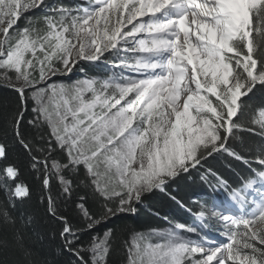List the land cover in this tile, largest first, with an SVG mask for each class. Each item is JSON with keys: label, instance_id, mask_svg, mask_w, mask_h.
I'll list each match as a JSON object with an SVG mask.
<instances>
[{"label": "rangeland", "instance_id": "1", "mask_svg": "<svg viewBox=\"0 0 264 264\" xmlns=\"http://www.w3.org/2000/svg\"><path fill=\"white\" fill-rule=\"evenodd\" d=\"M45 1L0 0V70L4 73L12 71V81L7 78L10 84L13 83L21 90L30 88L38 113L50 124L54 135L69 151L72 159L87 165L98 189L105 195L119 197L122 205H128L124 208V212H133L134 201L139 202L144 193L156 187L163 188L179 171H186L200 162L201 149L218 145V134L223 130L229 131L230 121L235 117L240 101L246 94L245 89L243 91V84L237 82L235 71L228 63L229 59L223 60L224 68L222 66L223 70H219V74L214 73L213 70L210 72L200 68L208 76L201 84L204 85V90H207L204 96L208 106L202 113L196 110L198 125L194 127L180 125L174 119L176 117L174 111L183 107L184 98L189 93L186 92L183 95L177 94V99L180 96L182 101L179 105L174 106L177 103L167 98H164L162 103L155 102L153 109H148L149 114L146 117L138 116V124L128 135L127 124L134 120L131 116L123 117L128 105L113 109L124 98L117 95L121 84L116 82L114 68L117 64H122L126 56L123 51V56L120 55L119 50L123 48L122 43H125L120 41L135 31L131 33L128 31L126 34L123 28L133 22L140 10H144L141 7L147 4L148 0H121L115 5H111V2L102 4L99 11L105 13L99 16L101 26L95 23L94 28L95 32L103 31L104 36L98 34L91 41L83 37L80 32L88 20V13L93 10L91 6L89 10L81 5L85 0H73L78 2V5L71 10L56 8L54 5V14L42 23L16 31V24L34 10L41 12ZM262 2L263 0H257L247 9L243 7L244 18L240 23L241 29L238 28L239 33L231 44L234 41L244 40L246 49L250 47V29H248L251 23L250 11ZM73 10L80 11L74 15ZM117 13L119 15L115 17ZM245 24L247 30L244 29ZM188 27L194 30L192 25ZM119 32L122 35L117 38ZM13 39L11 45L10 41ZM139 40L142 43L145 39ZM91 42L94 43L92 48H90ZM182 44H185L181 49L184 52L179 50L177 54L182 53L187 56V43L182 41ZM226 44L223 53L230 43ZM129 47L134 51L129 57L136 58L139 48L134 45ZM216 53V59L220 61L219 52ZM212 54L213 52L208 50L206 53L205 50L203 52L204 56L212 57ZM36 63L41 76L40 83H35L34 78L29 74ZM191 69L194 70V67L190 68L189 72ZM198 69L199 67L195 68ZM252 71L253 69L250 70V77L255 79L256 76ZM92 72L96 74L93 75ZM225 73L228 74L227 77L224 76ZM187 76L193 80L190 75ZM213 80L219 84V89L212 85ZM147 97L150 96L146 94L142 100ZM213 98L219 101L218 107ZM149 103L144 106L148 108ZM158 103L162 107L158 108ZM167 105L171 108L169 109ZM123 107L126 108L125 112ZM141 111H145L144 107ZM166 119L174 124L169 135L165 134L166 129L163 124ZM260 121L264 123V110L260 113ZM139 132L141 133L137 136ZM172 136L175 138L174 142H168ZM147 140L152 141L155 147L147 148L137 156L136 145ZM10 169L11 174L8 170L7 173L9 176H14L16 174L14 169ZM223 192L219 190L220 197L211 204L210 208L208 207L209 210L213 209L219 199L226 196L231 201L243 200L237 195V191L226 196ZM25 193L23 186H18L15 190L18 196H23ZM7 194L10 198L13 197L11 191L7 190ZM201 207L204 205L201 204ZM253 209L255 208L248 207L246 211L249 213ZM205 215L196 214L195 217L199 220L196 221L197 228H203L201 221ZM214 215L210 213L206 216V229L214 233L221 232L229 238L226 250L231 249L238 260L264 264V248L257 245L264 231L263 212L236 220L227 227L219 226L218 219H215ZM181 229L182 226L179 224H169L160 232L136 234L131 242L128 264H201L204 258H192L191 253L197 249H191L186 242L184 245L176 244L178 240L188 238L185 233H181ZM155 233L160 236H155ZM223 247L219 246L218 250ZM97 248L102 251L103 243L98 244ZM226 263L223 259L220 264Z\"/></svg>", "mask_w": 264, "mask_h": 264}, {"label": "trees", "instance_id": "2", "mask_svg": "<svg viewBox=\"0 0 264 264\" xmlns=\"http://www.w3.org/2000/svg\"><path fill=\"white\" fill-rule=\"evenodd\" d=\"M54 5L71 10L78 4L46 0L41 12L34 10L16 24V31L42 23L54 14ZM251 20V52L240 40L237 55H230L246 94L229 120V131L218 134L216 147L201 149L196 166L134 201L133 212H124L128 205L119 197L98 189L87 165L72 159L38 113L30 88L21 92L8 82L12 71L0 70V264H128L136 234L191 222L189 211L210 202L217 188L230 192L257 176L264 167V1L251 10ZM253 66L255 79L250 77ZM29 74L40 83L37 63ZM8 168L15 170L14 177ZM19 185L25 195L10 198L6 190ZM257 245L264 248V231Z\"/></svg>", "mask_w": 264, "mask_h": 264}, {"label": "bare ground", "instance_id": "3", "mask_svg": "<svg viewBox=\"0 0 264 264\" xmlns=\"http://www.w3.org/2000/svg\"><path fill=\"white\" fill-rule=\"evenodd\" d=\"M96 1L97 3L91 5L93 10L88 13V20L80 30L83 37L88 38L89 41L98 34L99 36H104L103 31L95 32L94 28L95 23L101 26L99 16L105 13V11H99L101 5L108 2H111V5H115L121 0ZM256 1L148 0V3L141 7L144 8L145 14L139 15L135 13L137 17H135L132 23L127 24L123 28L125 33L135 31L130 36L124 37L120 43L125 42L123 44L127 43L128 46L134 45L136 48H139L136 54L137 57L132 59L129 57L134 52L130 48V52L124 58L126 61H122V64H117L114 68L115 75L120 74V72L124 75L121 87L118 88L119 94H117L124 98L113 109L125 104L128 105L126 114L123 117L131 116L134 118L132 123L129 122L127 124L126 128L128 132L126 133L128 135H130L131 130H134V127L138 124V116L141 115L140 117H142L143 115V117H146L149 114L148 109L155 106V102L162 103L164 98H167L174 103L180 100V104H182L180 96L177 99V94L183 95L186 92L189 93L184 98L183 107L180 110L174 111L176 115L174 119L180 125L186 124L193 127L198 125L196 110L202 113L208 106V102L204 96L205 87L201 85L203 82L198 85L194 79L190 80L187 75L195 72V68L197 67H199L197 71L202 72L201 69H206L211 72L213 70L216 74L220 73L219 70H223V62L217 61L216 52H219L224 61L229 59L223 53L225 44L230 43L229 45H232L233 38L239 33L238 28L241 27L240 23L244 18L243 7L247 9L251 3ZM165 12H170V15L165 16ZM175 18H177V21L173 20ZM219 21H223L224 23L221 24ZM189 25H192L194 30H190ZM120 34L121 32L117 34V38H119ZM152 37H154L153 40ZM142 38L145 39L146 44L143 43L144 41L141 43L139 39ZM182 41L187 43V56L182 53L177 54V51L185 46V44H182ZM93 46L94 43L91 42L90 48ZM204 50L205 53L206 50L213 52V56H204ZM181 52L184 51L181 50ZM192 67H194V70L191 69L189 72ZM224 76L227 77L228 74L225 73ZM146 90L148 91L146 92ZM149 91L151 92V95H148L150 97L142 100ZM133 98L137 99L133 100ZM147 102H150L147 105L148 108L144 106ZM143 107L145 111L142 112L141 109ZM167 107L169 109L171 108L168 105ZM124 109L126 110V108ZM163 124L164 129H166L165 134L169 135L174 124L169 119H166ZM174 140L175 138L172 136L168 139V142L173 143ZM154 147L150 140L138 143L136 145V150L138 151L137 156L143 150L147 148L153 149ZM2 152V146H0V156L3 155ZM7 170L11 174V169L8 168ZM243 196L242 203L248 204L249 208H251L253 201L259 200L252 189H248L247 193H244ZM219 201L223 200L221 199ZM226 202H231L233 205L229 206ZM221 204H227L224 207L236 208L238 206L236 205V200L231 201L228 197H225V201ZM205 237L206 239L201 243L197 241L188 243L191 249L198 250H194L191 254H194L199 259L204 258V260H201V264H220L223 259L226 260V264H252L250 261L238 260L239 258H236L237 256L234 255L231 249L226 250V245L230 240L227 236L221 234V232L214 233L207 231ZM211 240L215 241L216 244H211ZM202 245L205 247L204 249L199 248ZM219 246L224 247L218 250Z\"/></svg>", "mask_w": 264, "mask_h": 264}, {"label": "water", "instance_id": "4", "mask_svg": "<svg viewBox=\"0 0 264 264\" xmlns=\"http://www.w3.org/2000/svg\"><path fill=\"white\" fill-rule=\"evenodd\" d=\"M20 90V89H19ZM22 92V90H20ZM68 228V225L66 226Z\"/></svg>", "mask_w": 264, "mask_h": 264}]
</instances>
